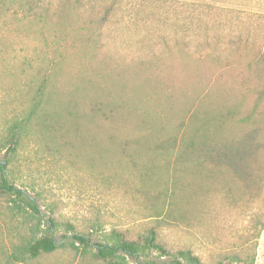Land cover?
Instances as JSON below:
<instances>
[{
    "label": "rangeland",
    "instance_id": "1",
    "mask_svg": "<svg viewBox=\"0 0 264 264\" xmlns=\"http://www.w3.org/2000/svg\"><path fill=\"white\" fill-rule=\"evenodd\" d=\"M54 1L0 0V146L30 109L42 76L53 94L50 109L71 108L77 116L63 115V131L43 137L50 147L28 135L15 154L0 149V161L9 159L8 181L35 199L41 228L52 218L59 240L81 232L94 242L139 245L153 230L160 248L146 250L143 263L190 250L203 264H264V60L258 50H199L196 0H116L109 36L97 48L85 40L91 29L83 31L77 21L36 20L38 6L51 12ZM203 1L239 9L237 15L245 7L261 9L242 6L247 0ZM183 39L186 50L179 46ZM94 101L112 110L109 119L82 117ZM227 107L237 117L254 110L251 121L210 120ZM249 133L255 147L236 170L199 152L185 155L177 171L167 170L159 147L177 136L173 159L181 135L212 142ZM167 189L173 190L169 214ZM11 197L0 187V264H140L122 253L97 258L94 249L66 239L52 252L29 256L24 247L40 234L37 219L14 208Z\"/></svg>",
    "mask_w": 264,
    "mask_h": 264
},
{
    "label": "trees",
    "instance_id": "2",
    "mask_svg": "<svg viewBox=\"0 0 264 264\" xmlns=\"http://www.w3.org/2000/svg\"><path fill=\"white\" fill-rule=\"evenodd\" d=\"M29 2V0H23ZM43 1V0H38ZM223 2V0H222ZM252 3V5H251ZM37 5V3H36ZM196 10L192 17V23L197 30L198 43H202L203 47L199 50H213L223 52L230 50L240 52L241 47H251L258 50L259 57L264 60V2L261 0H247L241 2V5L258 6L261 9L245 7L241 10V15H237V10L222 3H206L203 0H196L194 4ZM53 9L49 12V7L43 8V5L38 6V10L34 12L36 20L57 24L64 23V26H71L72 22L77 21L80 28L85 31L91 29V35H86L85 40L91 41L97 48L103 47L104 42L109 36V26L112 23L115 14L116 0H55L52 3ZM58 39L66 40L63 32H58ZM179 46L184 49L188 47L185 39L179 41ZM186 50V49H185ZM58 56L61 52L57 53ZM56 54V55H57ZM109 56V55H108ZM110 57V56H109ZM111 58V57H110ZM56 56L53 57V60ZM262 60V61H263ZM48 86L46 77L42 76L37 83L34 93L31 98L30 109L25 115L15 123L9 130V142L3 143L1 148L9 150L10 154H15L18 149L25 148V139L28 135L34 136L35 142L50 147L43 142V137L46 135L55 136L64 129L63 115H68L71 120H74L76 112L71 108L50 109L54 102L52 91H46ZM264 90V89H263ZM49 106V107H48ZM63 109V110H62ZM254 110L250 113L237 117L234 108L227 107L224 111H219L210 117V120L217 125L224 122L234 121L239 124H247L251 121ZM112 110L104 106L100 101L91 103L87 114H83V118L97 117L101 120H107L111 117ZM208 119L205 117L204 121ZM74 129L78 131V122H74ZM199 128L196 129V132ZM184 133V131H183ZM177 136H171L167 142L160 144V151L168 156L165 161L166 169L172 166V170H178L181 162L187 161V154L199 152L205 161H210L215 165H225L233 170L242 167L245 158L251 154L254 146V137L251 133L243 135L239 138L230 137L221 141H212L204 139L202 141L194 139H186L181 135L177 148V156L169 159L173 154V142ZM251 139V140H250ZM173 149V150H172ZM9 160V159H8ZM8 160L0 161V187L6 193L11 195V204L18 211H29L31 216L36 217V228L40 233L38 236L29 240L24 249L25 252L32 257L37 256L41 252L49 253L54 251L62 244L69 243L73 247L82 246L83 250L87 248L94 249V256L100 259L118 257L124 254L132 257L140 264H203L197 255L191 253L190 250H179L178 257H174L170 261L153 260L146 263L141 262V256L145 255L146 250L160 246L154 243V231L151 230L145 237L144 243L139 245L133 241L121 240L117 243L110 242H94L91 237L85 233L72 232L64 234L63 242L55 237L54 231L56 223L52 218L47 219L46 228H41V221L44 218L35 199L29 196L23 189L11 184L4 173V169L8 164ZM174 167V168H173ZM169 192V194H168ZM173 190H165L163 194L169 196V203L166 204L165 213H171V197ZM70 236V237H69ZM70 238V239H68ZM78 245H75V244ZM122 258V257H121ZM16 259L18 256L16 255ZM239 261V260H238ZM229 264H250L243 261Z\"/></svg>",
    "mask_w": 264,
    "mask_h": 264
}]
</instances>
